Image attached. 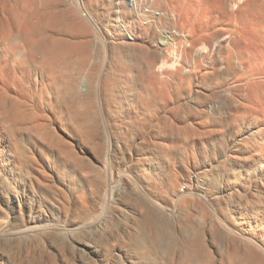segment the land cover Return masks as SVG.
<instances>
[{
    "label": "bare ground",
    "instance_id": "6f19581e",
    "mask_svg": "<svg viewBox=\"0 0 264 264\" xmlns=\"http://www.w3.org/2000/svg\"><path fill=\"white\" fill-rule=\"evenodd\" d=\"M192 11L199 7L185 0H0V174L22 176L36 194L53 192L72 225L59 230L84 262L264 264V18L227 14L213 36L195 25ZM167 13L163 41L156 42L151 29ZM179 89L217 94L202 102L195 120H184L187 131L248 123L261 133L252 145H242L244 135L224 155L231 166L250 154L261 163L242 191L232 182L209 196L218 204L212 217L205 208L200 215V198L160 172L157 154L170 157L168 146L187 142V132L181 138L182 127L167 120L146 136L135 133L148 128L160 104L175 106ZM106 115L110 151L121 144L157 149L137 165L140 187L124 174L104 175L107 165L77 150L99 141ZM67 176L86 191L67 196L57 184Z\"/></svg>",
    "mask_w": 264,
    "mask_h": 264
},
{
    "label": "rangeland",
    "instance_id": "374dc122",
    "mask_svg": "<svg viewBox=\"0 0 264 264\" xmlns=\"http://www.w3.org/2000/svg\"><path fill=\"white\" fill-rule=\"evenodd\" d=\"M106 1L108 2L109 0H105V2ZM186 1L199 7L200 15H197L199 13H195V11L191 12L192 16L194 15L195 25L198 26V28H200V26L201 28H205L207 30L206 33L208 32V34L210 33V35L213 36L217 34L218 29L222 25L224 26L228 23L229 16L233 14V12H240L241 10L242 13L248 16L253 15V17H255L254 14H258V17L262 16L264 18V10H262V8L264 9V0H238L236 5L232 4L233 6L230 0H218L220 4L217 0H185V2ZM256 2L259 3L257 4ZM221 4L224 5L221 6ZM143 7L148 10L145 5H143ZM250 8H252L253 11ZM160 12L159 9H156L157 14ZM169 15L170 13H167L162 19L164 21L160 23L162 21L160 20L152 27L153 30L151 29L152 33L156 36V42L159 41L161 43V40L163 41L161 35L167 30L166 24L169 22V17H171ZM144 21L148 23V21L151 20ZM104 30L105 33H107L109 30L111 31L112 28L107 27ZM111 46L112 45H109L108 48H111ZM199 51L201 54L205 53L204 55L209 53L208 50H204L202 47L199 48ZM215 51L217 50H213L214 53L212 52L211 55L213 59L218 57ZM177 66L180 67V64H176V66L173 67L176 68ZM172 69L173 68L170 67L169 71L171 72ZM189 90L190 89H179L175 94L176 97L174 96L175 106H172L170 101L168 103L165 102V104H160L158 109L152 111L156 114L154 115L157 117V120L153 113H150V115H152L151 117L154 119L148 118L150 119L148 128L143 129V132L142 130L140 131L138 127L137 130L139 129L140 132L135 130L137 135L141 133V135L146 136L148 132H154L157 127V129L163 127L165 122H171V124L174 123L175 126H178V130L183 131H181L182 134L180 133V136L182 135L181 138L188 135V138L186 137L188 140L185 143L179 142L177 145H167L168 147H173L170 157L163 153H160L161 155L157 154L158 152L154 145L121 144L116 145L114 151H110V144L107 142V138L112 134V125L110 126L108 121L109 117L107 115L105 117L102 132L99 133L100 136L98 135L99 141L93 140L95 142L81 145L82 147L80 146L77 150L84 159L86 158V160L91 162L101 160L104 165H107L103 171L104 175L105 173L107 175L109 172L113 173L115 177L118 176V174L119 176H123L124 174L127 178L129 176V178L133 180V185L137 187L142 186L137 175V165L145 162L142 160H145L151 152H156L161 161V174L165 177L176 178L179 181V189L181 191L192 192L191 197L194 195L196 199L200 198V215L204 210H208L204 213L208 214L206 215L207 217H212L214 213L218 212V204L216 200H213L209 196L222 195L224 187L229 186L232 182H237V190L242 191V185L246 180L255 178L257 173L256 167L261 163V156L250 154V159L241 166H231L227 159L224 158V155L229 153L231 145H235L236 143L239 144V139L244 135L248 138L242 145H252L251 143H254V139L261 137V133L259 132L260 134L257 133V135H255L256 129H251V127L247 125L248 123L236 129L226 126L218 127L214 132L187 131V123H184V120H195L201 112L202 102L215 101V97L217 99V94L214 93L215 96L213 94L215 91L213 90H209L212 93L207 90L200 94H195V89H193V91L191 90V92H195L194 94ZM178 106L180 109H177ZM219 118L223 119L222 116ZM167 120H169V122ZM184 131L187 133H184ZM238 132H240V134H238ZM1 167L2 165L0 164V172ZM110 173L108 175H110ZM72 179L73 178L70 176L65 177V185L57 182L58 186L61 187L67 196L75 197L77 191H86V188L82 187L80 179ZM160 188L162 189V186ZM160 188L155 186L152 190L156 191L157 189L160 190ZM203 189H205V192H202ZM204 196H207V198H204ZM57 199L58 198H55L53 192H47L45 196L36 194L35 190L22 176L17 175L16 178L9 179L7 176H4V174H0V264H104L102 261L93 258L84 262L79 256L75 257L73 255V249L70 244H68V239L64 234L65 232L59 230L63 227L72 228V225L66 224L62 202ZM200 200L198 201L199 204ZM66 206L72 208V203H67ZM202 208L205 209L203 210Z\"/></svg>",
    "mask_w": 264,
    "mask_h": 264
}]
</instances>
